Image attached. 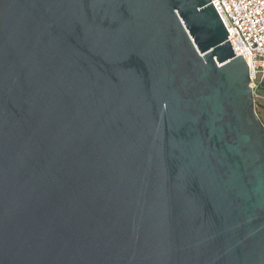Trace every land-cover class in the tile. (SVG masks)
Wrapping results in <instances>:
<instances>
[{
	"label": "water",
	"instance_id": "water-1",
	"mask_svg": "<svg viewBox=\"0 0 264 264\" xmlns=\"http://www.w3.org/2000/svg\"><path fill=\"white\" fill-rule=\"evenodd\" d=\"M211 0H0V264H264V122Z\"/></svg>",
	"mask_w": 264,
	"mask_h": 264
},
{
	"label": "built area",
	"instance_id": "built-area-1",
	"mask_svg": "<svg viewBox=\"0 0 264 264\" xmlns=\"http://www.w3.org/2000/svg\"><path fill=\"white\" fill-rule=\"evenodd\" d=\"M234 52L249 66L255 97L264 99V0H211Z\"/></svg>",
	"mask_w": 264,
	"mask_h": 264
},
{
	"label": "rangeland",
	"instance_id": "rangeland-1",
	"mask_svg": "<svg viewBox=\"0 0 264 264\" xmlns=\"http://www.w3.org/2000/svg\"><path fill=\"white\" fill-rule=\"evenodd\" d=\"M264 95V93H263ZM255 101H256V109H257V113L260 114L262 112H264V99L260 96V97H255Z\"/></svg>",
	"mask_w": 264,
	"mask_h": 264
},
{
	"label": "crops",
	"instance_id": "crops-1",
	"mask_svg": "<svg viewBox=\"0 0 264 264\" xmlns=\"http://www.w3.org/2000/svg\"><path fill=\"white\" fill-rule=\"evenodd\" d=\"M260 117H261V119H262L263 122H264V112H262V113L260 114Z\"/></svg>",
	"mask_w": 264,
	"mask_h": 264
}]
</instances>
